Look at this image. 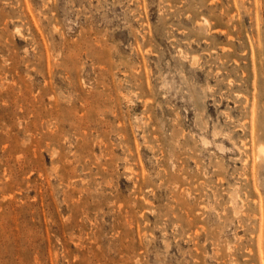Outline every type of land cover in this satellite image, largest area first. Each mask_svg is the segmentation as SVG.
I'll use <instances>...</instances> for the list:
<instances>
[{"label": "rangeland", "instance_id": "374dc122", "mask_svg": "<svg viewBox=\"0 0 264 264\" xmlns=\"http://www.w3.org/2000/svg\"><path fill=\"white\" fill-rule=\"evenodd\" d=\"M264 0H0V264H264Z\"/></svg>", "mask_w": 264, "mask_h": 264}, {"label": "bare ground", "instance_id": "6f19581e", "mask_svg": "<svg viewBox=\"0 0 264 264\" xmlns=\"http://www.w3.org/2000/svg\"><path fill=\"white\" fill-rule=\"evenodd\" d=\"M264 149V148H263Z\"/></svg>", "mask_w": 264, "mask_h": 264}]
</instances>
